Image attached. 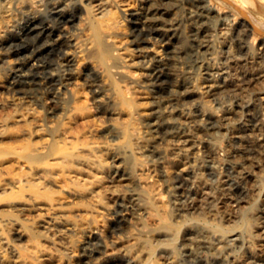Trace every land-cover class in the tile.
<instances>
[{
  "label": "rangeland",
  "instance_id": "rangeland-1",
  "mask_svg": "<svg viewBox=\"0 0 264 264\" xmlns=\"http://www.w3.org/2000/svg\"><path fill=\"white\" fill-rule=\"evenodd\" d=\"M21 1L20 0H13L14 4L12 2L13 10H15L14 17L12 18V20L17 21V22L15 21L16 26L19 25V27H21V28L24 27V29H23L24 32L22 35L23 40L22 41L21 40H10V42H12V43L9 42V46H11V47L14 46L13 48H19L21 51V54L26 53L27 49H29L31 46H33V47L35 46V48H40L44 44L46 39H49L51 36H53L56 33V29L50 27V28H47V30L43 34H37V29H38L37 26H40V27L44 26L48 22H50L52 24L56 23L57 26H60L63 23H66V24L68 23L69 28L71 27V29H73L77 26L76 22H78V19H79L77 16H79L80 13L84 11L83 6L78 1L77 3L69 6V12L66 14V17H59V16H57V14L55 12H53L52 4L51 3H45L41 7V9H42L41 12H39V14L37 12V14L40 16L39 21H38L39 25H37L36 27H33V25H27L26 26L25 24L27 23V20L31 16L32 12L33 13L35 12V10H33V9H36V7H34L33 3H31V1L29 2V0H27L28 2L26 0H23L22 2ZM119 1L120 0H111V12L108 16L109 19H111V20L117 18V20L121 21L120 25L117 27L118 29L121 27V30L119 29V31H118V29H117L116 35H117V38L119 39V41H121L123 44H121V42H120L121 45H119V47L117 49H115L114 52L116 53V52L120 51L123 56L125 55L127 57L126 59L129 58V59H135V60L138 59L139 60L143 54L141 52L145 51V52H147V55H146L147 58H145L146 60H148L149 57L151 56L149 61H147L148 67L147 68L143 67L139 62L130 63L127 61H122V63L125 65H112V62L110 60L109 63H110L111 68L109 67V69L107 70L103 65H101L99 62H97L93 58L85 59V61L83 59L81 61L80 60L81 58H75L74 60H72L68 63L65 62V64L61 67L59 64V61H60V58L63 56V51H62L63 48H61L60 46H55V47L49 48L48 50L43 51L41 53L39 59L45 63V65H46L45 68H43L41 70L33 71L36 74L35 75L36 78L34 81L35 83L29 87L26 86L27 88L25 87L22 91H20L21 93L20 92L16 93L17 95H19V94L29 95L32 97L33 100L31 103L28 104L29 107H27L28 105L26 107L25 106H17L16 110H18L17 112L20 111V113H21V112L25 111V110H22V108L23 109L33 108V107H34L33 109L36 108L35 110L38 112V114L41 118L39 123L43 125L44 131L42 130L39 134H34L32 136H19V137H17L19 130H21L26 125L23 123L24 126H22V125H20L22 123L16 122L15 120H13L11 118V115H12L14 109H12L10 107H6L5 109L0 110V118L9 116L8 125L5 129V133L2 136H0V184H5L7 186V188L5 190L0 191V227H2V224H3L2 219H7V220L12 221V222L14 220H17L19 222V224L22 225L19 232L24 233L25 234L24 237H22V236L20 237V235H18L19 233H17V232L15 233L16 227H14L12 224L6 225L4 227V231H5L6 235L9 237L10 241L14 245L17 246V248L19 249L21 254H26L27 253V247H29V246L47 243V244H44V246L46 247L47 251L52 255V257L47 259V260H44L42 263H34V262L29 261L28 262L29 264H52V263L53 264H86V262L88 260L87 257H89V255L91 253L97 255L98 252L105 251L106 245H107L106 243H108V242H109V244L111 242L113 243V241L116 238L122 239L131 247L134 246L137 242L146 243L147 249L151 250V251H149L148 264H158V263L163 264L164 261L170 260L171 258H172L171 260L173 262H175L176 264H233V263L234 264H254L253 263L254 259L252 258V255H251V249L253 250V252L256 253V255H258V258H261L260 262L264 263V255H263L264 254V237H262L259 240H255L251 248H250V246H248L247 243L235 241V242H232L228 245L216 244V246H215L216 249L215 248L212 249L213 251L209 250V249L207 250V248H204V247H202V248L197 247L196 248L197 251L194 254H190L187 251L188 243H187V240L184 239L185 238V227H186V224H189V223L197 224L199 227H204V226H207L209 224H210V226H213V230H212L211 234L209 235L210 239H212L213 241H216V238L218 237L219 233L221 232V230L218 227H216L215 225L227 227L228 230L225 232H227L228 234L231 232L232 229H237V230L243 232V228H242L243 221H242V219L240 220V217H238V215L234 214V213H235V210H237V209L244 210L249 205L251 206L252 203H254L252 210H254V208H255V210H257V209L260 210L262 215L260 214L259 220L262 224H264V216H263L264 215L263 214L264 213V195H263L264 194V190H263L264 189V180H263V184L260 187H258L254 184L252 179H249V180L247 178H245V180L239 179L241 174L239 173V171L237 170V167L235 165L236 159L234 157H231V156L229 158V156H227V153L225 151V148H227L228 146H230V147L232 146V148L233 149L236 148V150H239L242 148H244V149L247 148L246 150H248V149L252 148L253 139H263L264 138V132H262V130H260L261 124H260V122H258L259 120L256 117V115H258V114L259 115L264 114V110H263L264 109V77H263V80H261V82L258 84L248 85V84H245L244 82H242V79L246 74H248V73H250V74L251 73H260L261 72L260 65L264 64V60H263V63H261V64H259L255 60L253 62L247 56L246 52L242 48V45L245 44L246 38L238 39L235 35L231 36L230 44L217 42L214 44L215 47L213 46L209 50L205 49V47L203 46L201 41L204 40L203 38H204V35L206 32L201 28L198 29L197 25H192L191 20L189 19V12L191 10L197 11V10H195V9H197L195 0H193V1H191V0L190 1L189 0H179V1H177V0L176 1L175 0H151V1L150 0H125L126 2L124 0H121L120 2ZM123 1H124V3H123ZM254 1H256V0H251V3L248 4V6H251V5L253 6V4L257 3V1L256 2H254ZM19 2H21V4ZM22 3H24L25 5ZM172 3H174V4H172ZM20 5L25 6L23 8L24 10L20 9L21 7H23V6L20 7ZM176 6H177V8L175 9ZM46 7H47V9H46ZM44 8H45V10H44ZM150 9L154 12H157V13L159 12L158 14H163L166 21L169 20L172 16L174 17L175 15L177 17H179L180 23L178 22V27H179L180 31L184 32L182 38H178L175 35H172L170 33H166L165 31L152 30V32H151V27L145 26V25H147V22H148V16L147 15H148V12L150 11ZM162 9L164 11H162ZM18 10H20V11H18ZM187 10H189V11H187ZM17 11H18V13L20 12V15L17 14ZM179 11L180 12L182 11V12L180 13ZM112 12L116 13L117 15L116 14L112 15ZM143 13H145L146 15ZM15 14H17V16L19 15V17H17ZM119 15H121V16H119ZM118 16H119V18H118ZM14 18H15V20H14ZM243 18L250 21L247 17H243ZM133 19H135V20H133ZM140 24H141V26H140ZM249 24H250V22H249ZM144 27L146 28V31L143 30ZM250 27H252V25H250ZM8 32L11 33L12 31L9 30ZM202 35H203V37H202ZM258 36H260V38H262V37L264 38V32L260 33ZM45 37H46V39H45ZM195 39H197V40H195ZM181 43H183V44L181 45ZM217 44L218 45L220 44V45L218 46ZM227 45L232 46V48L230 46V49H231L233 55L235 56L230 61H228V59H227V56H228L229 50H230ZM141 46H143V47L141 48ZM155 46H158V49H156ZM258 46L259 45L256 44V48H257L256 51L257 52L262 50V49H260L261 47H258ZM129 47H131V48H129ZM122 49H124V51ZM151 49L153 52L151 51ZM200 50H201V53H200ZM188 51H190V52H188ZM227 52H228V54H227ZM194 53H196V54H194ZM208 53H210V54L208 55ZM224 53L226 56L224 55ZM1 55H2V57L0 56V62H2V64L0 63V68L1 69L3 68L4 70L2 69V71L4 72L7 70L6 68L9 67L8 64L10 65L11 61L13 62L15 60V55L14 54H6V53L5 54L3 53ZM138 55H139V57H138ZM207 55L211 56V57H215L217 59V61L221 64L229 63L230 64V65L228 64L229 65V68H228L229 77H232L234 80L238 81L239 86L234 87L235 90L233 89V87L227 88V90H226L227 93L224 90V92L222 91V92L216 93V94L206 93L204 95H201L200 97L195 95V96H186L187 98L184 97V98H181L177 101L172 100L171 99L172 98L171 93L173 92V90H175L177 88L176 90L179 91L180 93H185L190 85L192 86L193 83L196 84L197 81L199 80V78L204 77V74H203L204 71H203V68L201 66L210 58V57H207ZM132 56H133V58H132ZM201 56H202V58H201ZM5 57L7 58V60ZM166 57H168V58H166ZM158 58H160V59H158ZM5 60H6V62H5ZM3 61H4V63H3ZM174 62H175V64H174ZM5 63H7V64H5ZM162 64H163V66H162ZM231 64H233V65H231ZM256 65H258V66H256ZM169 66H171V67H169ZM173 66H174V68H173ZM54 67H58L59 70H61V71L64 68L63 72L65 74H67L71 79L65 84L61 83V79L59 76H53L52 75V69ZM136 67H138V68H136ZM236 68H238V69H236ZM1 69H0V71H1ZM173 69H175V71ZM2 71H1V73H2ZM201 71H203V72H201ZM234 72H236V73H234ZM176 73L179 75H177ZM238 73H240V74H238ZM183 74L185 76H183ZM51 76H53V77H51ZM213 76L216 79H221L222 74L219 73L218 71H214L212 73V77ZM101 78L103 79V81H101L102 80ZM143 79H144V81H143ZM45 80H47V81H45ZM98 81H101V82H98ZM176 81H178L179 83ZM187 81H189V82H187ZM46 82H48V83H46ZM49 82H50V84H49ZM102 82H103V84H102ZM110 83H113V85H115V87L117 85V87H119V89L121 90V93L125 97H127L128 99H133L132 102H129V103L121 102V103H118L117 105L113 106L112 107L113 109L111 108L113 110L112 111L113 114L106 113V108L109 106L98 100V98H99L98 95L100 93H109L112 95H116V89H114L112 86L110 87ZM57 84L61 85V87L63 86L62 87V93H63V100L65 102L64 103L65 110H63V109L60 110L59 108H56V107H52V109L48 108L49 107L48 105H50V103H49V100L47 98L48 97L47 95H49V93L52 91V89L54 88L53 86H55ZM135 84H137V85L134 86ZM108 85H109V87H108ZM107 88H108V90H107ZM238 88H240V89H238ZM105 90L109 91V92H106ZM168 90H169V92H168ZM228 91H229V93H228ZM141 93L144 96H142ZM237 93L239 95H237ZM12 94H13L12 91H9L5 88L1 89L0 90V101L7 99ZM227 94H228V97H227ZM64 95H65V97H64ZM240 95L241 96L243 95L245 98L250 99L252 101V105L245 106V107L242 105H239V103L237 101L238 100L237 97H239ZM160 96H161V98H159ZM213 96H215L216 99ZM77 97H79V98H77ZM193 97L196 100H194ZM156 98L158 100H155ZM146 99H148V100H146ZM151 99H152V101H151ZM213 99H214V101H213ZM217 99H218V101H216ZM221 99L224 101H222ZM184 100H186V101L184 102ZM219 100H220V103H219ZM162 101H164L165 103ZM203 102L205 104L210 105V106H213V107L215 106L214 108L216 109V111L218 113L222 112L221 110L223 109L224 105H226L228 103H232L237 107V109L240 110L242 115L233 117L234 119H232L233 121H231V125H233L235 127V130L223 128L220 130L208 131V132L205 130H200L201 132L196 131V134L194 136V140L196 139L195 140L196 154L201 157V160L205 159L206 161L200 160L201 163L199 162L198 166H195L194 168L190 167V169L186 172H179L177 170V168L175 167V165L171 161H172V158L176 155V153L179 152L181 154H183V153L185 154V152L182 151V149L177 147V145L175 144L178 142V139H180L181 134L179 135V133L177 131H167L164 128H158V130L156 132L157 138L155 140H148L147 136H149V134L151 133L152 128H151L150 123H149L150 115H148L147 111L150 110V108L153 106V104L158 103V105L161 104L160 107L162 109L165 108L171 112H174L178 108V109H183L186 112L189 111L193 115H195V114L201 113L202 106L204 105ZM163 104L165 106H162ZM30 106H32V107H30ZM115 109H117V111ZM125 109H127V111ZM61 111H62V113H61ZM247 111H249V112H247ZM117 112H118V114H117ZM140 112H142V113H140ZM8 113H10V114H8ZM103 114H105V115H103ZM109 115H110V117H109ZM124 116H126V117H124ZM59 117H61V118H59ZM79 117L82 120H79L80 119ZM89 117H91V118L89 119ZM200 120H203L204 122L207 121L208 123L211 122V119H209L206 114L203 116L199 115L198 118H195L192 120L184 119V122H186V123L190 122L191 124L192 123L196 124V123L200 122ZM12 121H13V123H12ZM133 121H135L136 124ZM69 123H71V125H69ZM121 123H122V125H121ZM133 123H134V126L135 125L139 126V124H140V126L144 125V128H143V126H141L143 129L140 126H139L140 128L137 126L134 128ZM110 124H115V125L121 126V127H124V126L129 127L131 135H132L133 147L135 149H137L136 150L137 155L139 157L142 155L140 158L145 160L144 161V172H143L142 177H141V183L142 184L144 183V186H148L150 184L148 186V188L151 187L149 189H150L151 193L153 194V196H156L157 199L159 198L158 204L161 201V203L159 204V207H161V208H159L157 210L151 209V211L154 214L152 212H150L149 210L148 211L145 210L143 212V214H145L146 212L148 214V215L147 214L144 215L145 216L144 221H146V222L143 221L144 225H141V223L138 222L134 218L133 214L124 213V211L122 210V207L120 205L114 203L116 205L115 206L114 204H112V201L110 202V207H109V210L107 211L104 208H102L101 206L97 205L96 203L89 202V200L86 197H85L86 199L80 198V196H78V198H77V195L70 192V189H69L67 182H66V178L64 175L61 174L59 166H57V165H50L51 173L53 174V175L51 174V182L48 183L49 181H46V180L41 181V183L39 185V187H40L39 191L41 192V194H37L36 193L37 190L32 186L20 188V187L14 186L12 184V182H11L12 178L14 176H20L21 174L24 175V174L28 173L30 171V166L33 163H41L43 161L46 162L49 160V158L51 157L50 155L52 153L57 152L59 149H65V148L71 149L73 147V145L85 144V146H86L89 143H92V144L97 146L96 154L102 153L103 156L106 155L105 157H110L111 155H113L115 153V151H114L115 149L110 148L111 146L109 144L123 139V137H121V136L118 137L115 134L108 132L106 130ZM241 126L245 127V128L242 127L244 129L243 131H241V129H240ZM131 127L134 129H131ZM137 128H139V129H137ZM66 129H67V131L68 130H70V131H68L67 136L65 137L64 141L57 140L56 134L60 131H63V130L66 131ZM148 129H149V131H148ZM143 130H145L147 133ZM134 131L136 132V134L132 133ZM139 131H141V133L144 132L146 135L144 133L143 134L140 133V136H138ZM162 131L164 132V135L166 137H163L164 135L162 134ZM240 132H242L243 134ZM71 133H72V137H71ZM87 133H89V134H87ZM201 133H203V136L201 135ZM246 133H249L251 135L248 137L249 134L246 135ZM84 134H85V137L83 136ZM207 134H208V136L206 137ZM81 135H82V138H81ZM252 135H253V137H252ZM39 136H41V137H39ZM158 136H160L161 138ZM169 137H170V139H169ZM174 137H175V139L172 140V138H174ZM185 138L186 137L184 136L183 139H185ZM94 140L96 142H94ZM167 140H170V141H167ZM204 141H211V142H213L215 144H219L221 146V148L218 149V152L220 151L219 155L221 158L223 157V159H222L223 162L220 161L221 163L219 164L218 169H215L213 167L214 159L207 157L208 155H207L206 150H205L207 148L205 146ZM152 142H153V144H152ZM150 144L152 146L155 145V147L159 150H165L167 152L168 159H165V160L160 159L156 153H154V152L152 153L151 151H149L148 148L151 146ZM103 147H106V148H103ZM142 148H143V150H142ZM139 149L141 152L138 151ZM249 153L247 154L246 157L254 160V164L252 165L253 167L250 168L251 175H254V177L262 175V172L264 173V171H263L264 170V154L258 155V154H255L253 152H251L250 154ZM191 154L188 155L187 160L189 162L188 161L187 162L189 164H194L195 163L194 155L193 154L191 155ZM202 156H204V157H202ZM224 156H225V158H224ZM205 157H207L208 159L210 158V159L208 160ZM211 159H213V161H211ZM11 161H13V162H11ZM229 161L231 163H229ZM22 162H24L25 164ZM212 162H213V164H212ZM2 163L3 164L5 163V164L3 165ZM170 163L173 165H171ZM207 164H208V166H207ZM12 165H13V167H12ZM165 166H166V168H165ZM20 167H21V169H20ZM220 167L222 168L221 171H219V169H221ZM16 168H18V170H16ZM211 169H213V170H211ZM214 169L216 171H214ZM192 170H193V172H192ZM3 172L6 174H4ZM20 172H21V174H20ZM151 172H152V174H151ZM234 172H235V174H234ZM236 172H238V174ZM195 173H196V177H195ZM191 174H193L194 177ZM200 174L203 175L202 179H203V181L206 182V183L204 182V184H206V186H207V188H205L206 190L199 188L198 183L195 182L196 178L198 176H201ZM223 175L225 177H223ZM149 177H151L150 180H149ZM190 177H193V178L189 179ZM231 177L232 178L234 177L233 178L234 180ZM221 178L222 179L225 178V179L221 180ZM218 179H220L221 181ZM61 180H62V182H61ZM228 180H229V182L227 183ZM143 181H145V182H143ZM60 182H61V184H60ZM231 183H232L233 187L227 186V185H231ZM52 184L53 185L55 184V185L53 186ZM221 184L224 187L223 188L224 191L222 190L223 193L221 192V194H220L221 196L219 195L214 199L210 198L208 196V194L206 193V191L208 189H216ZM196 186H198V188L200 190L197 189ZM156 187H158V188L156 189ZM228 188H230V190ZM201 190H203V191H201ZM157 194H159V195H157ZM223 195H224V197H223ZM235 195H237V196H235ZM254 195H255V197L253 198L252 196H254ZM30 196L36 197L38 199V201H40V202L48 203L51 206L50 213L43 214L41 211H39L40 209H37L35 206L29 207L28 210L27 209L19 210L16 207H12V206L8 205L9 201L27 199ZM244 196L246 197V199ZM69 197H72V198H69ZM198 197H199V199H197ZM62 198H65L66 200L62 199ZM104 199L107 201L109 200V199H107V197L106 198L104 197ZM247 199L250 201H248ZM191 200L192 201L196 200L197 204L198 203L199 204L197 206H195V208H193V209H187L185 211L178 210L177 204H176L177 201L188 203ZM239 200H241V201H239ZM225 201H226V204H225ZM210 202H212V204H214V206L219 210V213L216 215L217 218L216 217L213 218L210 216L209 210L207 209ZM223 203H224V205H222ZM240 203H242V204L240 205ZM243 204L244 205L246 204V205L244 206ZM1 206H3L4 208ZM96 206H97V208H96ZM225 206H226V208H225ZM220 208H222V209H220ZM160 210L162 211V213ZM233 210H234V212H233ZM34 211H36V213ZM62 212L65 213L67 220H69L70 222L72 221L75 224V226H74L75 228L71 229L72 231L71 230H65L63 232H57L56 235L53 236L51 234V232L48 234V233L43 232L37 228L36 222L39 219H42L44 217L47 219L49 216H53L55 214H59ZM77 213H78V215H77ZM99 214H101V215H99ZM111 214H113V215H111ZM162 214H165L164 216L166 217V219L162 217L163 216ZM24 216H26L27 218ZM99 216H101V218ZM146 216L149 217L147 219H150V220L153 219L152 220L153 222L150 223V221L146 219ZM168 216H170V217H168ZM10 217H12V218L10 219ZM102 218H104V219H102ZM90 219H97L98 221L100 220V223L102 222L101 224L105 225V227H107V230L110 233H112V234L108 235V237H106L105 243L104 242L103 243L95 242V241H97V239H94L93 240L94 242H92V241L90 243L87 242L88 241V235H87L88 232H87L86 225L89 223ZM227 219H228V221H227ZM81 222H82V225L84 224V222L87 223V224H85V229H84V225L83 226L81 225ZM155 223H157V224H155ZM122 225L123 226L125 225L124 228ZM127 225L129 227V229L126 228ZM139 225H140V227H138ZM31 226L32 227L36 226V227L32 228ZM143 226H144V228H146V226H147V228L143 230L142 229ZM162 227H164V229H165V227H167V229L169 231V235H167L168 237L160 235L159 230L163 229ZM116 230H118V231H116ZM134 230H135V232H134ZM132 231L134 233H132ZM82 233L86 236L84 237V235H82ZM125 234H127V235H125ZM28 235H30V238ZM18 236L20 237V239L18 238ZM121 236H123V237H121ZM35 239H37V240H35ZM67 239H68V241H66ZM24 241L26 242V244L24 243ZM129 241H130V243H129ZM258 242H260V243H258ZM49 243H51V244H49ZM67 243L69 245H67ZM92 243H93V245H95V248L92 245ZM87 247H89V248H87ZM100 247L102 248V250ZM260 247H262V248H260ZM61 248H62V250H60ZM173 248H174V252L172 253ZM95 249H98V250L96 251ZM169 249L171 250V253H169V254L175 255L174 257H173V255L170 256L166 252H163V251H168ZM70 250H71V252H70ZM170 250L168 252H170ZM90 251H91V253H89ZM114 255H115V259L110 260L109 261L110 263L117 262L119 264H126L125 259H124V254L122 253V251L120 249L115 250ZM233 255L240 257V261H234ZM188 256L190 258L192 257L193 260H192V258L191 259L188 258ZM212 257H213V259H212ZM225 257H226V259H225ZM241 258H243V259H241ZM57 259H59V260L61 259L62 263H59ZM223 260H226V261L224 262ZM11 264H13V263H11Z\"/></svg>",
  "mask_w": 264,
  "mask_h": 264
},
{
  "label": "bare ground",
  "instance_id": "bare-ground-1",
  "mask_svg": "<svg viewBox=\"0 0 264 264\" xmlns=\"http://www.w3.org/2000/svg\"><path fill=\"white\" fill-rule=\"evenodd\" d=\"M21 1V0H20ZM23 1V0H22ZM21 1V2H22ZM27 1V0H26ZM33 3V6L36 7L35 12L31 14L29 19L27 20V25H33V27H36L39 25V12H41V7L45 3H51L52 4V10L57 14L59 17H66V14L69 12V6L77 3L78 1L81 3V5L84 8V11L80 13L79 16H77L78 22L77 26L73 29L71 27L69 28L68 23H63L60 26H57L56 23L52 24L48 22L44 26H37V34H43L47 28H55L56 33L51 36L49 39H46L44 44L40 48H35V46H31L29 49H27L26 53L21 54V51L19 48H13L9 46L10 40H23V29L24 27H19L15 25V18L13 21L12 18L14 17L15 10H13L12 2L13 0H0V56L1 54H14L15 60L10 65L8 64V68H6V71H0V90L1 89H7L9 91H12L13 94L10 95L7 99L0 101V110L5 109L6 107H10L14 109L11 118L15 120L16 122H20L23 125V123L26 125L21 130H19L18 136H32L34 134H39L43 130V125L39 123L40 116L38 112L33 108H26L22 110H25L24 112H17L16 110L17 106H27L29 103L32 102V97L25 94H19L26 86H31L35 82L36 74L33 71L41 70L45 68V63L39 59L41 53L43 51L48 50L49 48L60 46L63 48V56L60 58L59 64L62 67L65 62H70L74 60L75 58H81L85 61V59L93 58L97 62H99L101 65H103L107 70L110 67V60L112 62V65H125L122 63V61H127L130 63H136L139 62L143 67L147 68L150 57L148 60L145 58L147 55V52H141L143 53L140 59H126L127 57L122 55L120 51L114 52L115 49L119 47V45L123 44L116 35L117 27L120 25L121 21L116 19H109V14L111 12V0H29V2ZM121 1V0H120ZM119 1V2H120ZM125 1V0H124ZM123 1V3H124ZM151 1V0H150ZM176 1V0H175ZM179 1V0H177ZM190 1V0H189ZM193 1V0H191ZM257 3L253 4V6H248V4L251 3V0H195L197 11L191 10L189 12V19L191 20L192 25H197L198 29H203L206 33L204 35V40L201 41L205 49H211L215 43L222 42V43H229L232 35H235L238 39H245V44L242 45L243 50L246 52L247 56L254 62L257 61L259 64L263 63L264 60V38H260L258 36L260 33L264 32V0H256ZM254 1V2H256ZM18 2V1H17ZM21 2H19L21 4ZM28 2V1H27ZM126 2V1H125ZM148 2V1H147ZM173 2V1H172ZM188 2V1H187ZM122 3V2H121ZM150 3V2H149ZM158 3V2H157ZM160 3V2H159ZM175 3V2H174ZM172 3V4H174ZM14 4V2H13ZM18 4V3H17ZM24 4V3H22ZM28 4V3H27ZM26 4V5H27ZM30 4V3H29ZM156 4V3H155ZM162 4V3H161ZM25 5V4H24ZM23 6L20 9H23L25 6ZM142 5V4H141ZM140 5V6H141ZM148 5V4H147ZM170 5V4H169ZM190 5V4H189ZM18 6V5H17ZM32 6V5H31ZM75 6V5H74ZM158 6V5H157ZM172 6V5H171ZM19 7V6H18ZM81 7V6H80ZM152 7V6H151ZM169 7V6H168ZM179 7V6H178ZM191 7V6H190ZM113 8V7H112ZM177 6L175 7V9ZM181 8V7H180ZM193 8V7H192ZM19 9V8H18ZM30 9V8H29ZM28 9V10H29ZM47 9V7H46ZM114 9V8H113ZM191 9V8H190ZM24 10V9H23ZM45 10V8H44ZM116 10V9H115ZM147 10V9H146ZM157 10V9H156ZM172 10V9H171ZM178 10V9H177ZM20 11V10H18ZM17 14L20 15V12ZM113 11V10H112ZM140 11V10H139ZM162 11H164L162 9ZM161 11V12H162ZM173 11V10H172ZM184 11V10H183ZM189 11V10H187ZM38 12V14H37ZM43 12V11H42ZM177 12V11H176ZM175 12V13H176ZM180 12V11H179ZM178 12V13H179ZM182 12V11H181ZM180 12V13H181ZM50 13V12H49ZM159 13V12H158ZM157 12H154L150 9L148 12V22L147 27H151L152 30H158V31H165L166 33H170L172 35L177 36L178 38H182L183 31H180L178 27L179 17L176 15L171 17L169 20H165L163 14H158ZM174 13V12H173ZM177 13V14H178ZM184 13V12H183ZM182 13V14H183ZM17 14H15L17 16ZM43 14V13H42ZM41 14V15H42ZM45 14V13H44ZM79 14V13H78ZM116 14L112 12V15ZM145 14V13H143ZM19 15L17 17H19ZM117 15V14H116ZM146 15V14H145ZM121 16V15H119ZM118 16V18H119ZM137 16V15H136ZM140 16V15H139ZM179 16V15H178ZM16 17V18H17ZM54 17V16H53ZM247 17L250 21L243 18ZM45 18V17H44ZM58 18V17H57ZM137 18V17H136ZM53 19V18H52ZM131 19V18H130ZM145 19V18H144ZM49 20V19H48ZM62 20V19H61ZM135 20V19H133ZM169 21V22H168ZM185 21V20H184ZM17 22V21H16ZM52 22V21H51ZM65 22V21H64ZM138 22V21H137ZM250 22V24H249ZM45 23V22H44ZM125 23V22H124ZM180 23V22H179ZM21 24V23H20ZM24 25V26H25ZM72 25V24H71ZM190 25V24H189ZM252 25V27H250ZM141 26V24H140ZM183 26V25H182ZM181 26V27H182ZM30 27V26H29ZM183 28V27H182ZM191 28V27H190ZM121 30V27L119 28ZM118 29V31H119ZM184 29V28H183ZM193 29V28H192ZM11 30L12 32L9 33L8 31ZM143 30L146 31V28L144 27ZM188 30V29H187ZM55 31V30H54ZM194 31V30H193ZM121 32V31H120ZM155 32V31H154ZM150 33V32H149ZM187 33V32H186ZM36 34V35H37ZM154 35V34H153ZM166 36V35H165ZM262 36V35H261ZM125 37V36H124ZM203 37V35H202ZM136 38V37H135ZM143 38V37H142ZM198 38V37H197ZM44 39V40H45ZM150 40V39H149ZM185 40V39H184ZM197 40V39H195ZM235 40V39H234ZM233 40V41H234ZM20 41V42H21ZM127 41V40H126ZM181 41V40H180ZM183 41V40H182ZM236 41V40H235ZM121 42V44H120ZM173 42V41H172ZM191 42V41H190ZM238 42V41H237ZM236 42V43H237ZM12 43V42H10ZM22 43V42H21ZM175 43V42H174ZM184 43V42H183ZM181 43V45L183 44ZM17 44V43H16ZM256 44H258V47H261V51H256ZM150 45V44H149ZM148 45V46H149ZM162 45V44H161ZM196 45V44H195ZM218 45V44H217ZM216 45V46H217ZM220 45V44H219ZM218 45V46H219ZM128 46V45H127ZM130 46V45H129ZM138 46V45H137ZM189 46V45H188ZM230 49V46L227 45ZM39 47V46H38ZM143 46H141L142 48ZM153 47V46H152ZM162 47V46H161ZM160 47V48H161ZM173 47V46H172ZM215 47V46H214ZM131 48V47H129ZM136 48V47H135ZM151 48V47H150ZM154 48V47H153ZM152 48V49H153ZM156 49H158V46H155ZM194 48V47H193ZM232 48V46H231ZM137 49V48H136ZM140 49V48H139ZM144 49V48H143ZM151 49V51H152ZM155 49V50H156ZM166 49V48H165ZM198 49V48H197ZM227 49V48H226ZM228 49V50H229ZM235 49V48H234ZM259 49V48H258ZM124 51V49H122ZM185 50V49H184ZM191 50V49H190ZM199 50V49H198ZM233 50V49H232ZM150 51V50H149ZM211 51V50H210ZM153 52V51H152ZM187 52V51H186ZM190 52V51H188ZM199 52V51H198ZM197 52V53H198ZM126 53V52H125ZM136 53V52H135ZM155 53V52H154ZM182 53V52H181ZM185 53V52H184ZM201 53V50H200ZM204 53V52H203ZM137 54V53H136ZM158 54V53H157ZM183 54V53H182ZM196 54V53H194ZM210 53H208L209 55ZM219 54V53H218ZM228 54V52H227ZM240 54V53H239ZM169 55V54H168ZM172 55V54H171ZM210 57L201 67L204 71V77L199 78L196 84L193 83V85L189 86L187 91L185 93H180L176 89L173 90L172 94V100H179L181 98H184L186 96H201L206 93H220L226 91L227 88L230 87H237L239 86L238 81L234 80L232 77H229L228 68L229 63L221 64L217 61L215 57ZM213 55V54H212ZM225 55V53H224ZM12 56V55H11ZM187 56V55H186ZM193 56V55H192ZM200 56V55H199ZM204 56V55H203ZM226 56V55H225ZM139 57V55H138ZM153 57V56H152ZM162 57V56H161ZM223 57V56H222ZM235 56L233 55L231 49L229 50V54L227 56L228 61L233 59ZM6 58V57H5ZM133 58V56H132ZM168 58V57H166ZM202 58V56H201ZM224 58V57H223ZM3 59V58H2ZM152 59V58H151ZM160 59V58H158ZM178 59V58H177ZM176 59V60H177ZM225 59V58H224ZM223 59V60H224ZM7 60V58H6ZM5 60V62H6ZM154 60V59H153ZM169 60V59H168ZM175 60V61H176ZM205 60V59H204ZM80 61V62H81ZM163 61V60H162ZM174 61V60H173ZM225 61V60H224ZM234 61V60H233ZM9 62V61H8ZM90 62V61H89ZM223 62V61H222ZM236 62V61H235ZM249 62V61H248ZM2 64V62H0ZM4 63V61H3ZM75 63V62H74ZM164 63V62H163ZM172 63V62H171ZM202 63V62H201ZM224 63V62H223ZM7 64V63H5ZM86 64V63H85ZM150 64V63H149ZM154 64V63H153ZM175 64V62H174ZM229 64V65H228ZM54 65V64H53ZM161 65V64H160ZM233 65V64H231ZM3 66V65H2ZM6 66V65H5ZM159 66V65H158ZM163 66V64H162ZM235 66V65H234ZM258 66V65H256ZM4 67V66H3ZM7 67V66H6ZM50 67V66H49ZM125 67V66H124ZM171 67V66H169ZM237 67V66H236ZM254 67V66H253ZM51 68V67H50ZM49 68V69H50ZM66 68V67H65ZM102 68V67H101ZM111 68V67H110ZM132 68V67H131ZM138 68V67H136ZM140 68V67H139ZM162 68V67H161ZM174 68V66H173ZM235 68V67H234ZM243 68V67H242ZM250 68V67H249ZM258 68V67H257ZM155 69V68H154ZM158 69V68H157ZM233 69V68H232ZM238 69V68H236ZM252 69V68H251ZM4 70V69H3ZM64 70V68H63ZM63 70H59L58 67H54L52 69V75L53 76H59L61 79V83H67L71 78L63 72ZM142 70V69H141ZM149 70V69H148ZM175 71V69H173ZM260 73H248L246 74L242 82L245 84H258L263 80L264 77V64L260 65ZM51 71V70H50ZM144 71V70H143ZM146 71V70H145ZM152 71V70H151ZM173 71V72H174ZM201 71V72H203ZM214 71H218L222 74L221 79H216L212 77V73ZM238 71V70H237ZM240 71V70H239ZM129 72V71H128ZM147 72V71H146ZM169 72V71H168ZM177 72V71H176ZM256 72V71H255ZM143 73V72H142ZM151 73V72H150ZM179 73V72H178ZM199 73V72H198ZM217 73V72H216ZM215 73V74H216ZM236 73V72H234ZM244 73V72H243ZM177 74V73H176ZM189 74V73H188ZM240 74V73H238ZM51 75V74H50ZM113 75V74H112ZM152 75V74H151ZM179 75V74H177ZM232 75V74H231ZM51 76V77H53ZM183 76H185L183 74ZM40 77V76H39ZM117 77V76H116ZM238 77V76H237ZM56 78V77H55ZM54 78V79H55ZM120 78V77H119ZM123 78V77H122ZM125 78V77H124ZM149 78V77H148ZM155 78V77H154ZM158 78V77H157ZM180 78V77H179ZM184 78V77H183ZM187 78V77H186ZM185 78V79H186ZM41 79V78H40ZM102 79V78H101ZM127 79V78H126ZM125 79V80H126ZM241 79V78H240ZM50 80V79H49ZM100 80V79H99ZM182 80V79H181ZM42 81V80H41ZM40 81V82H41ZM47 81V80H45ZM103 81V79L101 80ZM98 81V82H101ZM105 81V80H104ZM109 81V80H108ZM144 81V79H143ZM152 81V80H151ZM183 81V80H182ZM181 81V82H182ZM186 81V80H185ZM193 81V80H192ZM131 82V81H130ZM129 82V83H130ZM178 82V81H176ZM189 82V81H187ZM42 83V82H41ZM48 83V82H46ZM52 83V82H51ZM94 83V82H93ZM141 83V82H140ZM172 83V82H171ZM179 83V82H178ZM183 83V82H182ZM192 83V82H191ZM50 84V82H49ZM103 84V82H102ZM128 84V83H127ZM133 84V83H132ZM135 84L134 86H136ZM113 87L116 89V95H112L109 93H100L98 96V100L101 101L104 104H107L109 107L106 108V113L113 114L112 113V107L117 105L118 103H129L132 102L133 99H128L125 97L122 93L119 87H115L113 83H110V87ZM242 86V85H241ZM52 91L47 95L50 105H48V108L56 107L60 110H65L64 106V100H63V93H62V87L61 85H55ZM109 87V85H108ZM27 88V87H26ZM139 88V87H138ZM124 89V88H123ZM133 89V88H132ZM240 89V88H238ZM247 89V88H246ZM108 90V88H107ZM182 90V89H181ZM235 90V89H234ZM233 90V91H234ZM242 90V89H241ZM97 91V90H96ZM106 91V90H105ZM104 91V92H105ZM136 91V90H135ZM245 91V90H244ZM15 92V93H14ZM109 92V91H106ZM134 92V91H133ZM141 92V91H140ZM169 92V90H168ZM21 93V92H20ZM227 93V91H226ZM229 93V91H228ZM236 93V92H235ZM132 94V93H131ZM134 94V93H133ZM142 94V93H141ZM140 94V95H141ZM136 95V94H135ZM147 95V94H146ZM237 95H239L237 93ZM138 96V95H137ZM142 96H144L142 94ZM65 97V95H64ZM170 97V96H169ZM215 97V96H213ZM228 97V94H227ZM235 97V96H234ZM79 98V97H77ZM149 98V97H148ZM161 98V96L159 97ZM187 98V97H186ZM185 98V99H186ZM194 98V97H193ZM197 98V97H196ZM206 98V97H205ZM212 98V97H211ZM239 105L242 106H250L252 105V101L248 98H245L243 95L237 97ZM97 99V98H96ZM141 99V98H140ZM163 99V98H162ZM165 99V98H164ZM190 99V98H189ZM202 99V98H201ZM208 99V98H207ZM206 99V100H207ZM216 99V97H215ZM219 99V98H218ZM218 99L216 101H218ZM228 99V98H227ZM143 100V99H142ZM148 100V99H146ZM155 100H158L157 98ZM168 100V99H167ZM166 100V101H167ZM171 100V101H172ZM183 100V99H182ZM194 100H196L194 98ZM222 100V99H221ZM229 100V99H228ZM144 101V100H143ZM152 101V99H151ZM186 100H184L185 102ZM198 101V100H197ZM211 101V100H210ZM214 101V99H213ZM224 101V100H222ZM231 101V100H230ZM98 102V101H97ZM164 102V101H162ZM183 102V103H184ZM227 102V101H226ZM159 103V102H158ZM158 103L153 104V106L150 108L148 112V115H150L149 123L152 128L151 133L149 136H147L148 140H155L157 138L156 132L158 128H164L167 131H177L179 133L180 139H178V142L175 143L177 147L182 149V151L185 152V154L176 153V155L172 158V163L175 165L177 170L179 172H186L190 169V167L194 168L195 166L199 165V162L201 160V157L196 154V144L194 140V136L196 134V131L205 130V131H215L220 130L223 128L227 129H234L235 127L231 125L233 117L241 116L242 113L240 112L237 107L232 104L228 103L224 105L223 109L221 110V113H218L216 109L213 106H210L208 104H205L202 106V110L200 114L193 115L191 112H186L183 109L175 110L174 112L168 111L167 109H162ZM165 103V102H164ZM169 103V102H168ZM196 103V102H195ZM218 103V102H217ZM220 103V100H219ZM223 103V102H222ZM34 104V103H33ZM181 104V103H180ZM213 105V104H212ZM124 106V105H123ZM162 106H165L164 104ZM167 106V105H166ZM196 106V105H195ZM29 107V105L27 106ZM32 107V106H30ZM130 107V106H129ZM175 107V106H174ZM173 107V108H174ZM72 108V107H71ZM70 108V109H71ZM112 108V109H111ZM116 108V107H115ZM131 108V107H130ZM172 108V109H173ZM218 108V107H217ZM19 109V108H18ZM257 109V108H256ZM38 110V109H37ZM117 111V109H115ZM127 111V109H125ZM193 110V109H192ZM264 110V109H263ZM125 111V112H126ZM139 111V110H138ZM141 111V110H140ZM249 112V111H247ZM252 112V111H251ZM62 113V111H61ZM77 113V112H76ZM127 113V112H126ZM142 113V112H140ZM2 114V113H1ZM10 114V113H8ZM42 114V113H41ZM74 114V113H73ZM118 114V112H117ZM207 115L209 119H211V122L200 120L198 123H186L184 122V119H195L198 118L199 115ZM4 115V114H3ZM105 115V114H103ZM147 115V114H146ZM251 115V114H250ZM256 115V114H255ZM108 116V115H107ZM112 116V115H111ZM122 116V115H121ZM127 116V115H126ZM124 116V117H126ZM62 117V116H61ZM59 117V118H61ZM85 117V116H84ZM87 117V116H86ZM92 117V116H91ZM89 117V119L91 118ZM110 117V115H109ZM119 117V116H118ZM258 118V122H260V130L264 132V114L263 115H256ZM80 118V117H79ZM139 118V117H138ZM207 118V117H206ZM8 119L9 116L0 118V136H2L5 133V129L8 125ZM146 119V118H145ZM203 119V118H202ZM79 120H82L81 118ZM14 121V122H15ZM65 121V120H64ZM109 121V120H108ZM196 121V120H195ZM210 121V120H209ZM78 122V121H77ZM135 122V121H133ZM193 122V121H192ZM207 122V123H206ZM13 123V121H12ZM76 123V122H75ZM10 124V123H9ZM65 124V123H64ZM136 124V122H135ZM138 124V123H137ZM145 124V123H144ZM13 125V124H12ZM19 125V124H18ZM49 125V124H48ZM51 125V124H50ZM71 125V123H69ZM74 125V124H73ZM72 125V126H73ZM122 125V123H121ZM52 126V125H51ZM134 126V123H133ZM137 125L134 126V128ZM140 126V124H139ZM137 126V127H139ZM144 128V125H141ZM140 126V127H141ZM139 127V128H140ZM244 126H241V131L244 129L242 128ZM251 127V126H250ZM82 128V127H81ZM131 127V129H134ZM137 128V129H139ZM142 128V127H141ZM142 128V129H143ZM146 128V127H145ZM245 128V127H244ZM136 129V130H137ZM62 130V129H61ZM81 130V129H80ZM89 130V129H88ZM108 132H111L115 134L118 137H123L122 140H119L117 142L109 144L111 147L114 148L115 153L111 155L110 157H105L106 155L96 154L97 146L89 143L85 146V144L81 145H73V147L65 148V149H59L57 152L52 153L48 161L41 162V163H33L30 166V171L24 175L21 174L20 176H14L11 180L12 184L14 186L24 188V187H34L37 191V194H41L39 191V185L42 180L51 182V168L50 165H57L59 166L60 172L62 175L65 176L67 185L70 189V192L73 194L80 196V198L88 199L89 202L96 203L97 205L101 206L105 210H109L110 202L112 201V204L116 203L122 207V210L124 213H130L134 215V218L141 223V225H144V215L143 212L157 210L161 207H159L158 199L156 196H153L148 186H144V183H141V177L144 172V161L142 158H140L137 155V149L133 147L132 142V135L130 132V129L128 126H117L115 124H110L107 129ZM141 130V129H140ZM44 131V130H43ZM70 131V130H68ZM67 129L66 131H60L56 134L57 140L64 141L65 137L68 133ZM73 131V130H72ZM145 131V130H143ZM149 131V129H148ZM222 131V130H221ZM237 131V130H236ZM235 131V132H236ZM258 131V130H257ZM89 132V131H88ZM102 132V131H101ZM146 132V131H145ZM201 132V131H200ZM247 132V131H246ZM249 132V131H248ZM17 133V132H16ZM90 133V132H89ZM87 133V134H89ZM96 133V132H95ZM135 133L136 132H132ZM141 131L138 132V136H140ZM144 133V132H143ZM141 133V134H143ZM147 133V132H146ZM155 133V134H154ZM221 133V132H220ZM219 133V134H220ZM242 133V132H240ZM91 134V133H90ZM112 134V135H113ZM145 134V133H144ZM162 134L164 135V132L162 131ZM206 134V133H205ZM243 134V133H242ZM245 134V133H244ZM249 133H246V135ZM257 134V133H256ZM260 134V133H259ZM41 135V134H40ZM55 135V134H54ZM74 135V134H73ZM107 135V134H106ZM146 135V134H145ZM189 137H187V136ZM199 135V134H198ZM203 136V133H201ZM251 134L248 135V137ZM44 136V135H43ZM85 137V134L83 135ZM170 136V135H169ZM176 136V135H175ZM184 136L186 137L185 139ZM208 134L206 135V137ZM41 137V136H39ZM47 137V136H46ZM72 137V133H71ZM80 137V136H79ZM94 137V136H93ZM137 137V136H136ZM160 137V136H158ZM163 137H166L165 135ZM253 137V135H252ZM251 137V138H252ZM15 138V137H14ZM75 138V137H74ZM82 138V135H81ZM99 138V137H98ZM161 138V137H160ZM177 138V137H176ZM197 138V137H196ZM220 138V137H219ZM231 138V137H230ZM234 138V137H233ZM241 138V137H240ZM259 138V137H258ZM263 138V137H262ZM85 139V138H84ZM170 139V137H169ZM172 138V140H174ZM206 139V138H205ZM229 139V138H228ZM79 140V139H78ZM100 140V139H99ZM106 140V139H105ZM143 140V139H142ZM239 140V139H238ZM68 141V140H67ZM170 141V140H167ZM235 141V140H234ZM252 141V140H251ZM70 142V141H69ZM91 142V141H90ZM93 142V141H92ZM94 142H96L94 140ZM100 142V141H99ZM198 142V141H197ZM227 142V141H226ZM238 142V141H237ZM236 142V143H237ZM61 143V142H60ZM76 143V142H75ZM79 143V142H78ZM84 143V142H83ZM101 143V142H100ZM170 143V142H169ZM199 143V142H198ZM205 146L207 149V157L214 159L213 167L215 169L219 168V164L221 163L223 157L221 158L218 152V149L221 148L219 144H215L211 141H204ZM242 143V142H241ZM33 144V143H32ZM70 144V143H69ZM96 144V143H95ZM147 144V143H146ZM153 144V142H152ZM156 144V143H155ZM240 144V143H239ZM44 145V144H43ZM151 145V144H150ZM227 145V144H226ZM237 145V144H236ZM57 146V145H56ZM103 146V145H102ZM224 146V145H223ZM246 146V145H245ZM251 146V145H250ZM141 147V146H140ZM151 147V148H150ZM148 148L149 151L152 153H156L160 159H168L167 152L165 150H159L154 146H150ZM241 147V146H240ZM106 148V147H103ZM235 148V147H234ZM100 149V148H99ZM98 149V150H99ZM204 149V148H203ZM223 149V148H222ZM247 149V148H246ZM244 148L236 150L232 148V146H228L225 148V151L227 153V156L234 157L236 159L235 165L237 167V170L241 174L240 178L241 180H245V178L252 179L254 184L258 187H260L263 184L264 180V173L262 172V175L255 176L251 175L250 168L253 167L254 160L246 157L247 154L250 152H253L255 154L261 155L264 154V138L263 139H253V145L252 148L246 150ZM112 150V149H111ZM143 150V148H142ZM171 150V149H170ZM179 150V149H178ZM198 150V149H197ZM140 151V149L138 150ZM146 151V150H145ZM101 152V151H100ZM141 152V151H140ZM143 153V152H142ZM146 153V152H145ZM194 155V164H189L187 158L189 154ZM223 153V152H222ZM249 153V154H250ZM112 154V153H111ZM148 154V153H147ZM151 154V153H150ZM191 154V155H192ZM201 154V153H200ZM146 155V154H145ZM144 155V156H145ZM254 155V154H253ZM35 156V155H34ZM147 156V155H146ZM226 156V155H225ZM224 156V158H225ZM32 157V156H31ZM153 157V156H152ZM204 157V156H202ZM205 157V158H207ZM256 157V156H255ZM155 158V157H154ZM209 158V159H210ZM208 159V158H207ZM208 159V160H209ZM211 159V161H213ZM258 159V158H257ZM260 159V158H259ZM192 160V159H191ZM206 161L205 159H202L201 161ZM227 160V159H226ZM188 161V162H187ZM13 162V161H11ZM223 162V161H222ZM6 163V162H5ZM4 163V164H5ZM8 163V162H7ZM24 163V162H22ZM201 163V162H200ZM208 163V162H207ZM229 163H231L229 161ZM3 164V163H2ZM3 164V165H4ZM17 164V163H16ZM25 164V163H24ZM157 164V163H156ZM171 164V163H170ZM171 164V165H173ZM211 164V163H210ZM209 164V165H210ZM211 164V165H212ZM223 164V163H222ZM167 165V164H166ZM210 165V166H211ZM208 166V164H207ZM222 166V165H221ZM13 167V165H12ZM151 167V166H150ZM162 167V166H161ZM172 167V166H171ZM212 167V166H211ZM212 167V168H213ZM263 167V166H262ZM23 168V167H22ZM154 168V167H153ZM160 168V167H159ZM166 168V166H165ZM207 168V167H206ZM221 168V167H220ZM21 169V167H20ZM19 169V170H20ZM162 169V168H161ZM214 169V171H216ZM18 170V168H16ZM200 170V169H199ZM213 170V169H211ZM219 169V171H221ZM21 171V170H20ZM58 171V170H57ZM177 171V172H178ZM203 171V170H202ZM264 171V170H263ZM5 172V171H4ZM3 172V173H4ZM15 172V171H14ZM13 172V173H14ZM153 172V171H152ZM151 172V174H152ZM193 172V170H192ZM198 172V171H197ZM201 172V171H200ZM218 172V171H217ZM216 172V173H217ZM260 172V171H259ZM163 173V172H162ZM229 173V172H228ZM238 174V172H236ZM261 173V172H260ZM6 174V173H4ZM56 174V173H55ZM190 174V173H189ZM220 174V173H219ZM235 174V172H234ZM14 175V174H13ZM18 175V174H17ZM53 175V174H52ZM193 175V174H191ZM201 175V174H200ZM233 175V174H232ZM58 176V175H57ZM153 176V175H152ZM202 176H198L195 180V182L198 183L199 188L205 189L207 188L206 184H204L205 181H203ZM189 177V176H188ZM194 177V175H193ZM190 177L189 179L193 178ZM196 177V173H195ZM223 177H225L223 175ZM151 177H149L150 180ZM166 178V177H165ZM204 178V177H203ZM227 178V177H226ZM232 178V177H231ZM234 178V177H233ZM232 178V179H233ZM236 178V177H235ZM160 179V178H159ZM187 179V178H186ZM225 179V178H223ZM221 178V180H223ZM228 179V178H227ZM237 179V178H236ZM3 180V179H2ZM60 180V179H59ZM205 180V179H204ZM220 180V179H218ZM220 180V181H221ZM234 180V179H233ZM219 181V182H220ZM225 181V180H224ZM247 181V180H246ZM251 181V180H250ZM251 181V182H252ZM62 182V180H61ZM60 182V184H61ZM145 182V181H143ZM229 180L227 181V183ZM234 182V181H233ZM243 182V181H242ZM187 183V182H186ZM206 183V182H205ZM57 184V183H56ZM142 184V185H141ZM48 185V184H47ZM46 185V186H47ZM53 185V184H52ZM55 185V184H54ZM53 185V186H54ZM64 185V184H63ZM86 185V186H85ZM243 185V184H242ZM241 185V186H242ZM251 185V184H250ZM197 187V189H199ZM227 186H232L227 185ZM246 186V185H245ZM57 187V186H56ZM55 187V188H56ZM215 187V186H214ZM233 187V186H232ZM252 187V186H251ZM7 188L5 184H0V191H3ZM158 187H156L157 189ZM190 188V187H189ZM223 185H219L216 189H208L206 193L210 198H216L219 196L223 190ZM231 188V187H230ZM230 188H228L230 190ZM34 189V190H35ZM155 189V190H156ZM255 189V188H254ZM193 190V189H192ZM200 190V189H199ZM206 190V189H205ZM250 190V189H249ZM248 190V191H249ZM256 190V189H255ZM261 190V189H260ZM264 190V189H263ZM154 191V190H153ZM152 191V192H153ZM203 191V190H201ZM224 191V190H223ZM197 192V191H196ZM251 192V191H250ZM253 192V191H252ZM180 193V192H179ZM190 193V192H189ZM195 193V192H194ZM202 193V192H201ZM223 193V192H222ZM225 193V192H224ZM68 194V193H67ZM161 194V193H160ZM240 194V193H239ZM252 194V193H251ZM30 195V194H29ZM159 195V194H157ZM162 195V194H161ZM184 195V194H183ZM226 195V194H225ZM264 195V194H263ZM196 196V195H195ZM221 196V195H220ZM227 196V195H226ZM237 196V195H235ZM86 197V198H85ZM104 197L109 199L108 201L104 199ZM172 197V196H171ZM224 197V195H223ZM245 197V196H244ZM253 198L255 197L252 196ZM72 198V197H69ZM79 198V199H80ZM184 198V197H183ZM240 198V197H239ZM56 199V198H55ZM60 199V198H59ZM65 199V198H62ZM164 199V198H163ZM199 199V197L197 198ZM230 199V198H229ZM237 199V198H236ZM246 199V197H245ZM244 199V200H245ZM257 199V198H256ZM255 199V200H256ZM66 200V199H65ZM74 200V199H73ZM81 200V199H80ZM175 200V199H174ZM186 200V199H185ZM212 200V199H211ZM219 200V199H218ZM248 200V199H247ZM165 201V200H164ZM176 201V200H175ZM236 201V200H235ZM241 201V200H239ZM250 201V200H248ZM257 201V200H256ZM76 202V201H75ZM163 202V201H162ZM167 202V201H166ZM217 202V201H216ZM221 203V202H220ZM228 203V202H227ZM235 203V202H234ZM233 203V204H234ZM245 203V202H244ZM64 204V203H63ZM177 208L180 211H185L187 209H193L195 206H197L196 200H191L190 202H181L177 201ZM226 204V201H225ZM232 204V203H231ZM242 203H240L241 205ZM9 206L16 207L19 210H25L31 206H35L37 209H40L43 214L50 213L51 206L48 203L40 202L36 197L30 196L27 199H21V200H13L8 202ZM115 205V204H114ZM224 205V203L222 204ZM239 205V204H238ZM244 205V204H243ZM246 205V204H245ZM244 205V206H245ZM260 205V204H259ZM93 206V205H92ZM116 206V205H115ZM166 206V205H165ZM235 206V205H234ZM254 206V203L246 207L244 210H235L234 214H237L238 217H240V220L242 219V228L243 232L232 229L231 232L228 234L227 231L228 228L224 226H217L221 232L219 233L218 237L216 238V241H213L210 239V234L213 230V226L207 225L204 227H199L197 224L189 223L186 224L185 227V238L188 243L187 251L190 254H194L197 250V247H204L207 248V250H212L215 248L216 244H230L235 241H240L247 243L250 248L252 247L255 240H259L262 237H264V224H262L259 220L260 217V210L257 209L252 210ZM3 207V206H1ZM6 207V206H5ZM91 207V206H90ZM94 207V206H93ZM222 207V206H221ZM230 207V206H229ZM4 208V207H3ZM97 208V206H96ZM117 208V207H116ZM223 208V207H222ZM220 208V209H222ZM226 208V206H225ZM263 208V207H262ZM71 209V208H70ZM85 209V208H84ZM94 209V208H93ZM99 209V208H98ZM103 209V210H104ZM165 209V208H164ZM207 209L209 210L211 217H216V215L219 213V210L210 202ZM26 210V211H27ZM53 210V209H52ZM83 210V209H82ZM86 210V209H85ZM84 210V211H85ZM104 210V211H105ZM119 210V209H118ZM200 210V209H199ZM18 211V210H17ZM30 211V210H29ZM87 211V210H86ZM106 211V212H107ZM161 211V210H160ZM166 211V210H165ZM179 211V212H180ZM190 211V210H189ZM228 211V210H227ZM36 213V211H34ZM38 212V211H37ZM167 212V211H166ZM174 212V211H173ZM187 212V211H186ZM234 212V210H233ZM28 213V212H27ZM32 213V212H31ZM54 213V212H53ZM57 213V212H56ZM73 213V212H72ZM153 213V212H152ZM162 213V211H161ZM208 213V214H209ZM52 214V213H51ZM68 214V213H67ZM154 214V213H153ZM152 214V215H153ZM184 214V213H183ZM264 214V213H263ZM78 215V213H77ZM101 215V214H99ZM113 215V214H111ZM148 215V214H147ZM156 215V214H155ZM163 218L166 219L164 216L165 214H162ZM262 215V214H261ZM264 216V215H263ZM26 217V216H24ZM84 217V216H83ZM101 218V216H99ZM115 217V216H114ZM170 217V216H168ZM229 217V216H228ZM237 217V216H236ZM12 217H10L11 219ZM27 218V217H26ZM86 218V217H85ZM89 218V217H88ZM87 218V219H88ZM91 218V217H90ZM98 218V217H97ZM149 218L146 216V219ZM217 218V217H216ZM104 219V218H102ZM229 219V218H228ZM227 219V221H228ZM237 219V218H236ZM235 219V220H236ZM239 219V218H238ZM3 224L2 227H0V264H27L29 261L34 263H42L44 260H47L52 257V255L47 251L44 244H37L33 246L27 247V253L21 254L19 249L16 245H14L9 237L6 235L4 231V227L6 225L12 224L15 229V233H19L20 237H24L25 234L19 232L22 225L19 224L17 220L9 221L7 219H2ZM92 220V221H91ZM151 222H153L150 219H147ZM170 220V219H169ZM81 221V220H80ZM144 221V222H143ZM158 221V220H157ZM107 222V221H106ZM156 222V221H155ZM201 222V221H200ZM219 222V221H218ZM102 223V222H101ZM100 220L97 219H90L89 223L84 222V229L85 224L88 232V243L91 241L94 242V239H97L95 242L99 243H105L106 237L108 235L112 234L107 230V227L105 225L101 224ZM110 223V222H109ZM137 223V222H136ZM149 223V224H150ZM160 223V222H159ZM205 223V222H204ZM209 223V222H208ZM157 224V223H155ZM37 228L40 229L43 232L50 233L55 236L57 232H63L65 230H71L75 228V224L69 220L66 219V215L64 212L55 214L53 216H49L47 219L44 217L42 219H39L36 222ZM82 225V222H81ZM80 225V226H81ZM82 225V226H83ZM136 225V224H135ZM151 225V224H150ZM240 225V224H239ZM123 226V225H122ZM125 226V225H124ZM123 226V228H124ZM32 227V226H31ZM36 227V226H35ZM32 227V228H35ZM111 227V226H110ZM140 227V225L138 226ZM31 228V229H32ZM126 228L129 229L128 225ZM147 228V226H146ZM144 226L142 229H146ZM163 229L159 230L160 235L167 236L169 235V231L167 227H162ZM8 229V228H7ZM30 229V228H29ZM141 229V230H142ZM170 229V228H169ZM113 230V229H112ZM72 231V230H71ZM86 231V230H85ZM118 231V230H116ZM137 231V230H136ZM174 231V230H173ZM68 232V231H67ZM124 232V231H123ZM135 232V230H134ZM132 231V233H134ZM40 233V232H39ZM130 233V232H129ZM137 233V232H136ZM141 233V232H140ZM50 234V235H51ZM173 234V233H172ZM171 234V235H172ZM15 235V234H14ZM13 235V236H14ZM82 235H84L82 233ZM127 235V234H125ZM146 235V234H145ZM170 235V236H171ZM30 238V235H28ZM34 236V235H33ZM71 236V235H70ZM86 235H84L85 237ZM131 236V235H130ZM154 236V235H153ZM169 236V237H170ZM18 236V238L20 239ZM52 237V236H51ZM68 237V236H67ZM123 237V236H121ZM150 237V236H149ZM168 237V236H167ZM111 238V237H110ZM158 238V237H157ZM161 238V237H160ZM114 239V238H113ZM246 239V240H245ZM18 240V239H17ZM37 240V239H35ZM45 240V239H44ZM58 240V239H57ZM64 240V239H63ZM19 241V240H18ZM26 241V240H25ZM24 243L26 244V242ZM41 241V240H40ZM43 241V240H42ZM60 241V240H59ZM68 241V239L66 240ZM132 241V240H131ZM175 241V240H174ZM108 242V241H107ZM112 243V242H111ZM110 243V244H111ZM130 243V241H129ZM260 243V242H258ZM51 244V243H49ZM106 250L98 252L97 255L91 253L89 255L88 260L86 264H119L117 262L110 263V260L115 259L114 251L115 250H121L124 254V259L126 264H148V258H149V251L147 249L146 243L137 242L134 246H129L125 241H123L120 238H116L113 243L110 245L109 242L106 243ZM239 244V243H238ZM67 245H69L67 243ZM93 245V243H92ZM104 245V244H103ZM28 246V245H27ZM58 246V245H57ZM86 246V245H85ZM95 248V245H93ZM97 246V245H96ZM99 246V245H98ZM172 246V245H171ZM50 247V246H49ZM59 247V246H58ZM259 247V246H258ZM51 248V247H50ZM84 248V247H83ZM89 248V247H87ZM93 248V247H92ZM98 248V247H97ZM101 248V247H100ZM169 248V247H168ZM262 248V247H260ZM72 249V248H71ZM200 249V248H199ZM216 249V248H215ZM230 249V248H229ZM232 249V248H231ZM62 250V248L60 249ZM64 250V249H63ZM94 250V249H93ZM96 251L98 249H95ZM102 250V248H101ZM162 250V249H161ZM170 250V249H169ZM168 250V251H169ZM54 251V250H53ZM66 251V250H65ZM168 251L167 254L171 253ZM203 251V250H202ZM213 251V250H212ZM71 252V250H70ZM174 252V248L172 250V253ZM230 252V251H229ZM73 253V252H72ZM188 253V254H189ZM228 253V252H227ZM261 253V252H260ZM259 253V254H260ZM56 254V253H55ZM70 254V253H69ZM155 254V253H154ZM202 254V253H201ZM224 254V253H223ZM170 255V254H169ZM173 255V254H172ZM170 255V256H172ZM235 255V254H234ZM233 255V256H234ZM238 255V254H237ZM251 255L254 259V264H264L261 261V258H258V255H256L255 252L251 249ZM264 255V254H263ZM175 255H173L174 257ZM225 256V255H224ZM247 256V255H246ZM168 257V256H167ZM188 258H190L188 256ZM192 258V257H191ZM190 258V259H191ZM197 258V257H196ZM167 259V258H166ZM172 259V258H171ZM164 261L163 264H176L172 260ZM213 259V257H212ZM226 259V257H225ZM234 261H240V257L234 256ZM243 259V258H241ZM247 259V258H246ZM59 263H62L61 259H57ZM120 260V259H119ZM160 260V259H159ZM180 260V259H179ZM193 260V258H192ZM195 260V259H194ZM197 260V259H196ZM251 260V259H250ZM224 262L226 260H223ZM243 261V260H242ZM78 262V261H77ZM152 262V261H151ZM150 262V263H151ZM183 262V261H182ZM181 262V263H182ZM222 262V261H221ZM220 262V263H221ZM233 262V261H232ZM123 263V262H122ZM29 264V263H28ZM53 264V263H52ZM160 264V263H158ZM234 264V263H233Z\"/></svg>",
  "mask_w": 264,
  "mask_h": 264
}]
</instances>
